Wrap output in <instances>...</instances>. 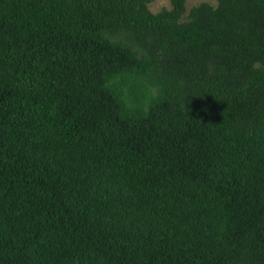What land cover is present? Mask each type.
<instances>
[{"label":"trees","instance_id":"trees-1","mask_svg":"<svg viewBox=\"0 0 264 264\" xmlns=\"http://www.w3.org/2000/svg\"><path fill=\"white\" fill-rule=\"evenodd\" d=\"M150 1L0 0V264H264V0Z\"/></svg>","mask_w":264,"mask_h":264},{"label":"rangeland","instance_id":"rangeland-1","mask_svg":"<svg viewBox=\"0 0 264 264\" xmlns=\"http://www.w3.org/2000/svg\"><path fill=\"white\" fill-rule=\"evenodd\" d=\"M200 0H186V7H188L190 4L198 2ZM211 2H214V0H209ZM168 7L169 6V1L168 0H151L148 3V7L151 11H156L160 7ZM131 85V91L137 92L138 94H141L143 92L144 86L142 84H130Z\"/></svg>","mask_w":264,"mask_h":264}]
</instances>
